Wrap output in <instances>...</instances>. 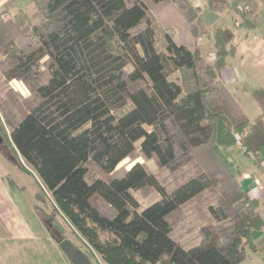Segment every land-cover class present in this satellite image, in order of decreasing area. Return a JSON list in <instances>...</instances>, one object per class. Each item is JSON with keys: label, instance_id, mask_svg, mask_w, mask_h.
I'll use <instances>...</instances> for the list:
<instances>
[{"label": "trees", "instance_id": "1", "mask_svg": "<svg viewBox=\"0 0 264 264\" xmlns=\"http://www.w3.org/2000/svg\"><path fill=\"white\" fill-rule=\"evenodd\" d=\"M30 1L34 11L20 22L38 19L31 33L37 42L26 49L19 45L25 32L0 13V54L7 56L0 71L5 81L26 80L47 58L49 78L28 84L31 99L6 89L0 110L10 132L7 139L1 135L0 147L9 143L12 155L5 157L48 193L39 197L47 209L36 208L53 239L66 238L55 221L62 220L77 246L104 264L245 260L246 250H255L251 233L264 220L220 152L248 124L219 76L232 31L214 30L216 59L209 63L199 48L167 33L162 49L156 47L152 11L169 3L197 37L199 18L187 0ZM209 5L226 7L224 0ZM252 92L264 112V90ZM263 145L260 115L241 135V146L257 159ZM137 155L172 170L191 169L170 191L140 162L109 175ZM92 168L100 175L90 179ZM145 187L159 197L141 207L132 191ZM189 216L199 227L185 228ZM183 229L190 238L197 230L194 245L180 241L175 231Z\"/></svg>", "mask_w": 264, "mask_h": 264}, {"label": "crops", "instance_id": "2", "mask_svg": "<svg viewBox=\"0 0 264 264\" xmlns=\"http://www.w3.org/2000/svg\"><path fill=\"white\" fill-rule=\"evenodd\" d=\"M224 1L226 7L216 11L211 9L209 0H187L190 7L197 11L199 18L195 39L190 26L185 24L179 8L174 3L163 6L157 12L152 11V16L156 35L158 31L159 34L167 33L177 43L199 48L201 55L209 63H214L216 59L213 47L214 30L226 27L232 31L233 37L225 46L228 54L225 56L224 66L219 70V76L235 96L248 119V124L239 130L234 143L220 146V152L242 191L257 201V211L264 220V145L258 149V157L254 159L251 154L245 152L239 141L258 116L261 115V121L264 123L263 106L252 92L260 88L264 90V0ZM26 2V7L32 6L30 0ZM241 5L247 6L249 16L245 21L244 16L238 13L241 23L236 26L234 15ZM22 11H25V8L16 0H0V13H11L15 18ZM9 148V143L0 147V264H72L48 232L43 217L36 208L38 205L40 209H45L39 202L40 194L33 189H27L22 175L17 173V169L24 170L18 168L12 158L5 157V154L12 155ZM18 158L26 166L23 159ZM55 221L58 225L57 220ZM190 224L195 228L199 227L198 221L189 216L185 228H189ZM194 232L195 236L184 240L190 236L189 233L185 229L178 231V235H183L180 241L185 243L186 247L198 241L197 230ZM65 235L71 239L66 233ZM75 239L77 240L76 237ZM251 240L255 250H247L261 254L264 264V227L253 230ZM85 253L87 255V252ZM247 257L249 258L246 253L242 262H245ZM89 259L92 264H104L95 254L93 259Z\"/></svg>", "mask_w": 264, "mask_h": 264}, {"label": "rangeland", "instance_id": "3", "mask_svg": "<svg viewBox=\"0 0 264 264\" xmlns=\"http://www.w3.org/2000/svg\"><path fill=\"white\" fill-rule=\"evenodd\" d=\"M16 2L20 6L25 8V11H22L21 14L18 15L17 17H15L14 19L5 18L1 14V19L3 20V22H11L14 24H19V29L21 31H24L25 35H26L25 38H22L23 40L19 45L23 46L26 49L27 45L32 46V45L36 44V42H37L36 38L31 33H32V27H33L32 24L37 23V25H38V19L37 18L36 19L31 18L28 21H23V23H21L20 18L24 17V15L31 14L32 11H34V9L32 8V6L26 7V3H27L26 0H16ZM237 13L238 12H236V14ZM248 16L249 15L247 14V17ZM25 17H26V19L28 18L27 16H25ZM25 17L23 19H25ZM244 18H245V16H244ZM158 32L156 35L155 43H156V47L158 49H162L163 42H164L163 33L159 34ZM15 42H17L16 39H15ZM46 59L47 58H43L39 61L37 67L34 68V70H33V74L30 75L29 77H27L26 80H20L17 78H13L9 81H5V80H3L2 73L0 71V98L5 99L4 98L5 97V91H6V89H9L13 93L19 95L22 99H31L32 95H31V90H30V87L28 84L34 85L38 81L42 82V81L46 80L47 78H49V73H48L46 66H45ZM6 61H7V56L0 54V65L2 63H5ZM9 132H10V128L8 125H6L4 123L3 117H2V112L0 110V133L5 139H7L9 136ZM5 143H7V142L5 141ZM134 162L142 163L145 166L146 170L149 173L153 174L156 177V179L165 186L167 191H170L171 188L177 182H179L182 178H184V176L187 174V172L191 169V165L184 164L183 166H181L175 170H172L171 168L160 166L155 157L146 159V158L142 157L141 155H137L135 158L127 157L126 159L121 161L115 167L114 171L109 173V175L119 174L123 169H128L132 165V163H134ZM17 171H18L17 172L18 174L22 175L21 177L24 179V183L26 184L28 190L33 189L34 192L40 194V198H42V199H43V197L45 198V195L43 193V188H42L41 184L39 183L38 179L33 174H29V173H27L25 171H21L19 169H17ZM97 174L100 175L99 173L96 172V170L94 168H92L90 171V174H89V178L91 179L92 176H95ZM132 192H133V195L135 196V198L138 200L141 207L149 204L150 202H153L154 200H156L159 197L157 192L154 189L147 188V187L142 188V189H138V190H134ZM209 201L212 202L213 199H210ZM46 203L47 202H45V201L43 202V207H45ZM45 209H47V208H45ZM48 211H50V208ZM57 223H58L59 228L62 231H64L69 238H71L70 240L74 244L77 245L78 241L76 239L74 240L75 237L72 236L68 232V228H67L66 224H64L62 220L61 221L57 220ZM175 233L178 234V230H176ZM194 234H192V236ZM186 239L189 240L191 238H190V236H187L184 238V240H186ZM246 253H247V256H249V258L247 257V260L245 262L240 263V264H263L261 254H256V253L248 251V250L246 251Z\"/></svg>", "mask_w": 264, "mask_h": 264}, {"label": "water", "instance_id": "4", "mask_svg": "<svg viewBox=\"0 0 264 264\" xmlns=\"http://www.w3.org/2000/svg\"><path fill=\"white\" fill-rule=\"evenodd\" d=\"M2 142L3 138L0 134V144ZM58 246L72 264H92L86 253L68 238L61 239Z\"/></svg>", "mask_w": 264, "mask_h": 264}, {"label": "built area", "instance_id": "5", "mask_svg": "<svg viewBox=\"0 0 264 264\" xmlns=\"http://www.w3.org/2000/svg\"><path fill=\"white\" fill-rule=\"evenodd\" d=\"M248 8H247V6L246 5H241V6H239L238 8H237V10H236V12H238L239 14H241V15H243V16H247V14H248ZM238 13L236 14L235 13V17H234V24L236 25V26H238L241 22L239 21V15H238ZM2 14V16L3 17H5V18H14V16H12V14L10 13H5V12H2L1 13ZM239 141H240V143H241V137L239 138ZM24 163V162H23ZM42 186V185H41ZM42 188H43V191L47 194V196H48V193L46 192V190L44 189V187L42 186Z\"/></svg>", "mask_w": 264, "mask_h": 264}]
</instances>
